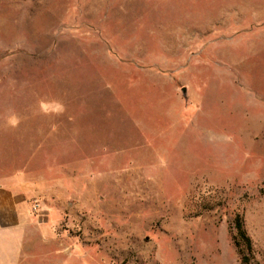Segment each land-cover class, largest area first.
Listing matches in <instances>:
<instances>
[{"label":"rangeland","instance_id":"1","mask_svg":"<svg viewBox=\"0 0 264 264\" xmlns=\"http://www.w3.org/2000/svg\"><path fill=\"white\" fill-rule=\"evenodd\" d=\"M0 176L19 264H264V0H0Z\"/></svg>","mask_w":264,"mask_h":264},{"label":"crops","instance_id":"2","mask_svg":"<svg viewBox=\"0 0 264 264\" xmlns=\"http://www.w3.org/2000/svg\"><path fill=\"white\" fill-rule=\"evenodd\" d=\"M30 191L17 178L0 176V264H19L27 250Z\"/></svg>","mask_w":264,"mask_h":264},{"label":"trees","instance_id":"3","mask_svg":"<svg viewBox=\"0 0 264 264\" xmlns=\"http://www.w3.org/2000/svg\"><path fill=\"white\" fill-rule=\"evenodd\" d=\"M233 229L234 246L236 247L238 254L241 256V262L246 264L248 261L247 254L251 251L252 243L244 230L242 219L238 216L233 221Z\"/></svg>","mask_w":264,"mask_h":264},{"label":"built area","instance_id":"4","mask_svg":"<svg viewBox=\"0 0 264 264\" xmlns=\"http://www.w3.org/2000/svg\"><path fill=\"white\" fill-rule=\"evenodd\" d=\"M32 210H33L34 212H36V211H37V205H34V206L32 207Z\"/></svg>","mask_w":264,"mask_h":264}]
</instances>
